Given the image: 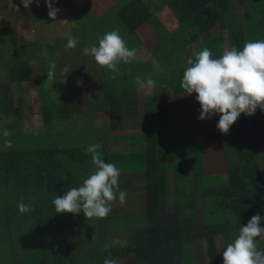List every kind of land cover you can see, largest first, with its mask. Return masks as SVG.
I'll use <instances>...</instances> for the list:
<instances>
[{
  "label": "trees",
  "instance_id": "16d2710c",
  "mask_svg": "<svg viewBox=\"0 0 264 264\" xmlns=\"http://www.w3.org/2000/svg\"><path fill=\"white\" fill-rule=\"evenodd\" d=\"M59 1L55 0V4ZM162 1L167 2L170 8L175 11L179 24L177 33L168 35V39L160 37L163 44L159 46L163 45V49L167 50L165 59H171L174 56L175 50L173 49L184 47L191 44V42H195L198 38H202L203 32L214 27L213 20L226 17L225 11L227 12L229 9L227 0ZM138 3L139 0H135L134 3H128L126 7H122L120 10L123 18L130 19L134 17L133 20L136 23H128L132 30L140 23H147L145 10L139 16V21L136 17L135 5ZM249 10L246 9V11ZM255 11L260 19L258 26V33L260 34L257 38L263 37L264 39V0H259ZM246 33H250V31H238V34L232 36V46H236V48L243 46L242 42L244 43L246 40L242 41L241 36ZM6 35L3 33L5 38ZM134 41L133 46H136V39ZM53 42L55 43L48 45L41 44L38 41L22 40L21 38L14 42L18 49L16 50L17 55L13 58L10 66L12 80L15 83L17 95L21 83H33L38 101L41 129L37 133H19L15 124H13L12 126L3 127L7 128L6 130L10 131L13 137L8 139L0 136V148H2L0 149V190H3L5 185H15L21 188L23 192L21 198L18 196L14 198L12 194L4 196L0 194V234L5 235L8 240L5 247V243L0 244V255H2L0 264H76L78 254H74L75 241L78 236L81 242L86 241L79 234H94V232L91 233V230L95 231L96 228L100 227L98 234L103 236L106 227L104 225L116 219H120L123 227L132 230L133 234L120 239L126 241V247L112 246L107 250L105 249V237L97 239V248H95L98 249V253L102 249L103 254L99 256L100 260L103 259L99 262L95 261L94 264H103L104 260L109 258V252L112 259L119 258V256L127 258V255L131 253V260L129 256L128 264H182L189 256L190 264H192L190 237L183 227L188 219H181L178 211L172 215L173 210L168 206L170 201L166 200L168 184L166 182V171L169 165L163 153L160 157L158 148L156 151H149L152 154V160L148 158H146V161H142L141 158L136 160V164L139 165L136 169L143 174L141 185L138 187V190L144 195L142 206L145 207L142 209H127L130 214L126 211H120L117 214L110 212L105 218L88 220H86L82 211L79 215L55 212L52 200L56 196L64 195L72 187L81 186L83 180L96 170L91 165L90 153L83 152V148L78 151L77 148L80 143H77L82 140H89V142H92L91 144H94L91 135L96 130L94 121V117L97 116L96 112L101 108L105 109L104 112H108L106 110L110 109L109 113L112 117L114 111L120 109L116 102L119 99L120 101L126 100L129 93V90H127L129 82H118V76H114L113 72V79L109 82L110 84L103 81L101 87L98 81L90 88L80 89L77 88L79 78L73 77V82H70L71 85H69L70 89L67 88V93H63L65 96L62 97L57 90V93H53L55 98H51L45 82L48 70L41 68V64H49V62L57 64V61L61 60L60 56L65 58L66 55H69L66 51L64 55H61V52H64L62 49H65L66 42L57 43V40ZM40 45H45L42 49L44 50V56H36L38 52L27 51L28 54H26L24 53L26 50L22 49L25 46L38 47ZM159 46L155 48L154 52L156 50L160 51ZM232 46L230 45V47ZM36 58L38 61L34 60ZM34 62H36L35 66H33ZM74 63L72 62L69 66L76 65ZM172 64L169 66L168 78L172 84H177L180 77L178 74L174 75V61ZM4 65L8 64L3 63ZM130 65L129 70L132 78L134 74L145 72L142 66L136 63ZM120 68L121 66H119ZM36 73L38 74L37 79L33 78ZM91 79L95 80L92 71L88 70L82 76V80L89 83ZM110 85L113 86L110 87ZM180 89V86L178 88L176 85L174 91H180ZM86 90L90 92L87 94ZM0 91L2 94L0 97V116H11L14 123L18 120V116L24 113L20 98H18L17 109L13 107L10 99L4 95L1 86ZM162 92L163 90L157 92L159 97ZM89 105L92 107L88 108ZM162 108L164 112L159 116V121L165 126L167 121L171 122L168 118L169 108L166 105ZM14 110L18 111V115L15 114ZM86 116L90 120L89 128L80 127L81 122L78 126L76 123H72L74 118H86ZM180 126L194 129L192 126L188 127L185 124H180ZM46 127L48 128L46 129ZM179 127L175 131H178ZM147 128H155V124L148 123L145 129ZM64 130L66 133L73 135V140L74 136L79 139L77 145H72V140L67 143V146H64L63 139L55 137V134L61 135L60 132ZM192 133L196 134L194 131ZM182 135L186 138L185 143L189 145L190 150L188 153L191 152L189 164L191 163V165L188 167V177L182 180L178 190L176 189L177 202L180 200L181 203H184V205H181L189 209L193 207L190 204V198L194 207L195 202H198L200 225L204 229H217L221 234V238L227 243L235 240L239 234L240 226L246 225L253 215L259 213L264 217V192L258 180L257 167L253 163L254 155L252 151L250 152V145L240 141L238 142L239 148H232L237 163L226 172L227 186L218 187L214 192L211 191L210 194L204 193L202 195L205 189L204 186L199 187L195 184L196 177L200 174L198 171H201L202 167L205 166L202 163L204 159L202 140L198 135L187 138L188 133L186 131ZM46 136H49L50 140L55 137L56 140L47 145ZM167 137H164L161 149L167 143ZM153 138L157 140L152 135L151 139ZM6 140L11 141L12 146L10 148L4 145ZM188 140L190 143H188ZM85 147H87V143ZM164 150H166V147H164ZM106 156L107 151H104L103 159L105 162L107 161ZM180 156L186 157V154L183 153ZM242 156L243 159H241ZM114 157L118 159L120 164L118 166L121 167L123 161L118 156ZM175 166L174 169L180 172V166L178 164ZM77 170L79 183L73 186L71 179L75 177ZM179 178L180 174L177 180ZM212 179L216 180L215 178ZM191 184L193 188L190 190ZM178 185L179 182L174 184V188ZM120 189L125 192L130 191V185H120ZM193 189L194 192H192ZM206 196H211V200L209 201ZM131 198L136 197L127 193L126 203ZM20 200L24 203H30L33 210L21 214L17 209V203ZM117 202L119 201H115V203ZM138 202L139 200H136L128 206L136 208L134 204H138ZM261 227H264V220L261 222ZM255 242L257 248L260 249L262 240L257 238ZM207 252L209 254L208 263L216 264L210 240H208ZM89 255H93V251L90 250ZM90 256L86 258L88 263H92Z\"/></svg>",
  "mask_w": 264,
  "mask_h": 264
},
{
  "label": "crops",
  "instance_id": "0c3cea01",
  "mask_svg": "<svg viewBox=\"0 0 264 264\" xmlns=\"http://www.w3.org/2000/svg\"><path fill=\"white\" fill-rule=\"evenodd\" d=\"M12 2L18 7L13 8L9 6V0H7L5 3L4 9L6 8V10H9L13 17L10 22H3V29L0 32V41H9L10 39L17 41L19 38H21L22 40L31 39L32 41L40 42L48 38H51L52 40H57L60 38L61 40H66L67 43V40L73 37L71 32L72 30L76 31L80 27L84 26L85 23L88 24L94 22L95 20H102L106 18L108 20H112V26L104 33H100L97 28H89L86 30L90 32L87 41H92V39L98 40V38H102L105 33L118 29L120 35L126 41L127 47L129 49L136 50L135 60L128 64L121 62L118 66L127 65L128 68H131L130 64L136 63L137 65L142 66L145 72L134 74L132 80L129 81V85L127 87L129 93L126 96V100L120 101L119 99L116 102L120 106V109L116 111V114L118 112L119 113L116 115L115 120L113 119V116L111 117V113H109L110 109L106 110L108 112H104L105 109L101 108L98 110V112H96L97 116L94 117V120L96 121V119H98V124H96V130L94 134L91 135L93 137V143L101 145L99 151L102 153L107 151L106 158L108 157L110 159V163L115 164L120 169L121 175L119 179V185H130V191H127L126 193L130 194L133 190H138V187L142 182L141 178L143 177V174L137 171L136 168L139 165L136 164V160L138 158H141L142 161H146V158L152 160V154L149 151H156L157 148L159 149L161 157L162 141L164 140L165 136H169V134L172 133L170 132L169 128H174L172 131H175V129L179 127L180 124H185L188 127L192 126L194 128L187 129L184 127L185 131L188 133L187 138L195 137L194 135H198L201 138L202 146L204 148V159L202 163L206 168L210 158L215 154V150L219 153L217 156L218 159L220 157V152H222L221 156H231V153L229 152L230 150L232 151V148H239L238 142L242 141L244 143H248L251 147L250 152L252 151L254 155L253 163L256 164L259 177L258 180L262 185V190L264 192V165H259V163L264 164V111H261L258 108L255 114L252 116H247L242 113L238 120L230 127L229 132L227 134H222L216 128L219 115H214L210 120H199L198 116L200 104L195 99L196 93L188 95L181 87L183 72L189 66L187 64V60L189 58H194L195 52L207 47L211 50L213 58H219L225 50L236 47L232 46L231 41L232 36L238 34V31H250V33H246L241 36L242 41L246 40V42H248L261 40L263 38H257V36L260 34L258 33L260 19L258 17L247 18L244 16L246 9L255 10V7H258L259 0H247L246 2H248V5L241 8L242 16L239 17L240 19L235 16L232 17L233 13H231L229 9L227 12L225 11L227 15L226 17L213 20L214 27L206 32H203L204 34L201 35V37L204 38L203 40L202 38H198V40L191 42L189 45L173 49L175 51L174 56L171 59H165L167 50L163 49V45L161 47L159 46L160 44H163L160 37L163 39H168V35L177 33L179 30V24L175 11L170 8V5L167 4V2L164 3L162 0H139V3L135 5V10L137 13L136 17L139 21V16L145 10L147 23H140L136 28H134V30H132L131 26L128 25V23H136L135 20H133L134 17L125 19L123 18L120 10L122 7H126L128 3H134L135 0H104V2L99 4L94 1L92 6L87 5L89 0H60L57 4H54L55 7L61 9V11L57 13L55 21L46 19L47 17L44 16L46 14L44 11L39 13V8L37 7L35 9L34 7L36 3H32L28 9H25L20 0H12ZM227 2L230 4L229 0H227ZM41 4L48 10L44 1ZM81 15L83 20L78 19L81 18ZM74 16L78 18L77 20L72 21L71 18ZM47 20L56 23V25L50 27L52 28V31L50 29L47 32L42 31L35 33V31L29 27V25L36 24V22L39 24ZM239 20L243 22V26L239 23ZM56 29L60 31L57 32ZM3 33L7 34L6 38L3 36ZM35 34L36 36H43H41L39 40H34L36 37ZM74 37L80 39L75 34ZM80 37L83 39L86 38L85 30ZM154 37H156V41L152 40ZM134 39L137 41L136 46H133V43L135 42ZM142 40H152L153 46L148 50L147 53H144L142 50ZM246 42H242V44L244 45ZM230 45L232 47H230ZM157 46H159L160 51L158 52L156 50V52H154ZM242 47L243 46L237 49L242 50ZM62 51L65 52V49L63 48ZM80 51L81 52H78V54L86 57V59L81 62V66L79 68L80 74H82V76H84V73L89 70L92 71L95 79H91L89 81L98 82L100 79H103L104 83H109L113 79V72L98 66L92 57L83 55L82 50ZM68 53L77 54L70 51ZM10 55V57L15 56L13 54ZM173 61L175 65L174 75L178 74L180 77V79L177 80V84H172L171 80L168 78V73L170 72L169 66L173 65ZM90 64L92 65L90 66V69H88ZM56 65V79L51 88L49 87L51 82L47 79L45 80L51 98H55L53 93H57V90L61 89V85L70 89L69 85H71L70 82H73V77L82 80V76L78 75L79 69H77L76 74H72L70 72V74L66 76V74H62V70L68 64L60 60L57 61ZM118 73H114V76H118ZM148 80H153L155 82L154 86H149L147 84ZM12 81L13 80L10 79V82ZM82 83H86V81L82 80ZM176 85L178 88L180 86V91H174ZM32 86L34 88L33 84ZM112 86L110 85V87ZM78 87L82 89V85L77 86V88ZM1 88L3 87L1 86ZM4 89L3 91L5 92ZM14 89H16L15 83ZM162 90L163 92L159 97L157 92ZM89 92L90 91L86 90L87 94ZM60 94L62 97L65 96L62 92ZM14 95H16V93H14ZM18 96H20V92L15 99V105H13V100H10L13 107L15 108H17ZM6 97L8 99L10 98L7 95ZM165 105L169 108L168 118L171 122L167 121V124L164 126L159 121V116L163 114L164 110L162 106ZM111 108H113L112 104ZM102 112H104L106 116L100 119L101 115L103 114ZM118 115L124 116L119 117ZM29 116H34L35 119H40L39 113L37 114V112H33ZM151 122L155 124V128L145 129L147 124ZM102 125L106 126L101 127ZM192 131H194L196 134H193ZM152 135L153 137H156L157 140L154 138L151 139ZM222 138L224 139L223 141ZM188 143H190L189 140ZM218 145H220V148H218ZM153 147L155 149H152ZM227 149H229L228 152L226 151ZM114 156H118V158L123 161V165H121V167L118 166L119 161ZM231 158V167L233 168L235 163H237V158L233 153ZM243 158L244 157L242 156L241 159ZM230 168H226L225 172H227V170ZM213 178L216 180L219 179L220 182H223L225 186L227 185L226 173L223 179L218 178V176H214ZM215 189L216 188H211L210 190L205 188L204 192H202V195H204V193L210 194L211 191L214 192ZM200 192L198 193L199 195ZM7 242L8 240L6 236L0 234V244L5 243V247ZM0 258L2 259V255H0Z\"/></svg>",
  "mask_w": 264,
  "mask_h": 264
},
{
  "label": "clouds",
  "instance_id": "9594fccd",
  "mask_svg": "<svg viewBox=\"0 0 264 264\" xmlns=\"http://www.w3.org/2000/svg\"><path fill=\"white\" fill-rule=\"evenodd\" d=\"M25 9L32 3L39 6V0H20ZM48 8V17L55 21L61 9L54 6L55 0H44ZM9 6L17 8L12 0ZM79 44L78 38L67 40L65 51L75 49ZM82 54L90 56L100 67L110 72L118 73L121 62L128 64L136 59V50L129 49L119 30H112L98 38V46L90 45L82 49ZM189 65L183 72L181 87L188 95L196 93L195 99L200 104L199 120L211 119L219 115L216 125L218 131L227 134L230 127L241 114L252 116L259 108L264 111V40L248 41L242 50L236 47L227 49L219 58H213L207 47L194 53V58L187 60ZM57 65L49 62L47 80L55 82ZM65 66L62 74H70ZM82 80H77L81 85ZM149 86H154L153 80H148ZM3 136H10V132L3 131ZM6 147H11V141H5ZM100 144H90L86 153L91 154V161L95 172L90 174L79 187L70 188L64 195L56 196L52 200L56 213H71L79 215L82 211L86 220L105 218L112 211V204L119 201L126 203L127 193L120 189V169L113 163H106L103 153L99 151ZM17 209L21 214L31 212L32 205L20 201ZM264 220L259 213L253 215L246 225L240 226L239 234L234 242L229 243L223 250V264H264V249H258L256 239L264 240ZM92 239H99L97 234ZM112 246L126 247V241L116 239L112 244H106L105 249ZM106 258L103 264H117L115 259Z\"/></svg>",
  "mask_w": 264,
  "mask_h": 264
},
{
  "label": "rangeland",
  "instance_id": "374dc122",
  "mask_svg": "<svg viewBox=\"0 0 264 264\" xmlns=\"http://www.w3.org/2000/svg\"><path fill=\"white\" fill-rule=\"evenodd\" d=\"M44 0H39V6H37V4H35V9L38 7L39 8V13L42 11H44V13H46L44 16H46V19H50L48 17V10L41 4ZM94 1H96L97 4L104 2V0H89V3L87 5H93ZM230 4H229V11L232 14V17H238V19H240L239 17H241V13H242V7L243 6H247L248 2H246L247 0H241V1H237V0H229ZM7 2V0H2L0 1V32L3 29V22H10L12 19V15L10 14L11 12L9 10H6V8L4 9L5 3ZM47 7V6H46ZM37 11V10H36ZM38 12V11H37ZM229 16V15H228ZM244 16H246L247 18H257L258 13L254 10V9H250L249 11L244 12ZM231 17V18H232ZM78 17H72L71 20L75 21L77 20ZM104 18V17H103ZM78 19H82L83 17L81 15V18ZM51 20V19H50ZM47 20L43 23H39L37 24H32L29 25V27H31L35 33L37 32H42V31H49L52 28H50L53 25H56V23H53V21ZM239 23L243 26V22L241 20H239ZM113 22L112 20H108V19H102V20H95L94 22L88 23L82 27H80L79 29H77L76 31L72 30V35L74 37V34L77 35L80 39L79 40V44L77 45V47L75 49H71L68 50V52H72V53H77V54H69L66 55L65 58L60 56L61 61L65 62L66 66H68L71 70V73H77V69L80 68V64L82 61H84V59H86V57L81 56V54H78V52H81L80 50H82L85 46H90L92 44H96V46H98V40H93L92 41H87V38L90 34V32L86 31L89 28H97L99 30L100 33H104L106 30H108L111 26H112ZM85 30V34H86V38L83 39L81 38V34L83 33V31ZM55 31V30H53ZM57 32H59L60 30L56 29ZM74 31V33H73ZM36 36V34H35ZM41 36L43 35H39L36 36L34 38V40H39L41 38ZM156 37H154L152 40L156 41L155 39ZM152 40H142V50L144 53H147L149 49L152 48L153 43ZM261 40H264L263 38ZM28 41H31L28 40ZM53 41L56 40H52L51 38L48 39H44L42 41H40L41 44H52L55 43ZM66 42V40H61L60 38L57 39V43L59 42ZM151 41V42H149ZM15 41L13 40H2L0 41V86L4 88H8V89H4V95L6 93V95L8 97H10L9 99L13 102L15 105V99L17 98V92L16 89H14V82H10V79H12V73L10 70V66L13 62V58L17 55V47L14 44ZM45 47V45H40L38 47H33V46H25L22 49L26 50L24 51V53L28 54V52H38L36 54L40 55V56H44V50H42ZM28 51V52H27ZM22 52V51H21ZM13 54L15 55L14 57H10ZM59 54V53H58ZM65 52H61V55H64ZM89 58V57H88ZM36 61H38V59H34ZM33 61V60H32ZM72 61H74L76 63V65H71L69 66V64H72ZM92 61V60H91ZM90 61V62H91ZM3 63H6L8 65H4ZM10 63V65H9ZM74 63V64H75ZM35 66L36 62L33 63ZM56 64V63H55ZM83 64V63H82ZM92 64H90L88 66V69H90V66ZM41 68L48 70L49 71V64H41ZM47 71V72H48ZM38 74L36 73L33 78L37 79ZM78 75L82 76V74H80V69L78 72ZM131 72L128 68L127 65L121 66L120 71L118 73V82L121 81H125L126 83L130 81V79L132 80V76ZM56 79V76H55ZM103 79H100V81L98 82V84L102 87L103 86ZM32 82H28V83H21V88H20V96L18 98H21V104L23 106L24 109V113L18 116V120H16V122L13 123L11 116H0V136H3V131L6 130L7 128H3L5 126H12L13 124H15V127L17 128V130L19 131V133H30V132H39V130L41 129L40 124H41V120L39 118L35 119L34 116L30 117L29 115L32 114L33 112H37V108H38V102L36 99V93L34 91V88L32 86ZM95 82L93 81H89V83H82V89L84 88H90L91 85H94ZM66 89L65 87H63V85H61V89H59L58 91L61 93L66 94ZM14 93H16V95H14ZM5 95V96H6ZM2 96L1 91H0V97ZM92 107L91 105H89L88 108ZM36 110V111H35ZM103 113V112H102ZM119 113V112H118ZM117 113V114H118ZM15 114L18 115L17 110H15ZM29 114V115H28ZM116 110L113 113V119L115 120L116 117ZM29 116V117H28ZM106 114L103 113L100 117V119H102V117H105ZM119 117H122L124 115H118ZM80 117V116H78ZM88 116H86V118H74L72 121V123H76L77 126L80 124L81 122V126L82 128H89V123L90 120H88ZM97 120L95 121V125L98 124ZM105 121V120H104ZM67 124V123H66ZM65 124V125H66ZM50 126V125H49ZM48 126V127H49ZM106 125H102L101 127H105ZM46 127V129L48 128ZM169 128V127H168ZM170 129V133L169 136L167 137V143L165 144V146H163V149L161 150V153L164 154V157L166 158V160L168 161V165L169 168L166 171V182L167 184V196H166V200H169L170 202H168V206H170L172 208V215L173 213L177 212L179 213V217L181 219H188V222L185 221V224L183 225V227L185 228V231L188 232L189 237H190V246H191V253H192V264H209L208 263V252H207V248H208V240L211 241L212 244V248H213V253H214V258H215V263L216 264H223V250L226 248V246L229 243L234 242V240L232 241H228V243L226 241H224L221 238V234L220 232H218L217 229H213V228H206L204 229V227H202L199 223L200 220V212H199V208H198V202H195V207L193 205V202L190 198V204L193 207H190V209L188 207L182 206L184 205V203H181V201L179 200V202H177L176 198L178 199L177 195H176V189L178 190L179 186L181 185L182 180L186 179L188 177V167L189 165H191V163L189 164V161L191 160V152L188 153V151L190 150L188 148L189 145H187L185 143V137L182 135V133L185 131L184 127H179L178 131H172L174 130V128H169ZM8 131V130H7ZM10 132V131H9ZM34 133V134H35ZM62 133L61 135L55 134V137H57V139H63V144L64 146H67V143L69 141L73 140V135H71L70 133H66L65 130L60 132ZM11 137H13L10 133V136H8L7 138L10 139ZM53 137V140H56V138ZM46 142L47 145L49 143H51L53 140L49 138V136H46ZM78 138L74 136V140L72 145L76 144L78 142ZM18 142V141H17ZM15 143V142H13ZM79 147L77 148L78 151H81L80 149L83 148V152L85 151V144L87 143V146L91 144V142H89V140H82L79 141L77 144H79ZM76 144V145H77ZM5 145V144H4ZM15 145V144H14ZM164 147H166V150H164ZM218 148H220V145H218ZM227 152L229 151V149L226 150ZM185 153L186 157H181L180 155ZM220 152V157L217 159L218 156V152L215 150V154L213 155V157L210 158L209 163L207 168L204 166L202 167L201 171L199 170L198 172H200V174L196 177V185H198L199 187H203L206 189H211V188H218V187H226L224 185L223 182H220V180H214L212 179L214 176H218V178L223 179L224 175H225V171L226 168H230L232 166V161L231 156L233 151L230 150L229 153H231L229 155H222L221 156ZM91 155V154H90ZM106 163H110V159L107 157L106 159ZM89 161V160H88ZM176 164H178L180 166V172L176 171L174 168H176ZM93 166V164H91ZM259 165L263 166V163H259ZM214 168V169H212ZM192 171V170H191ZM78 170L76 171L75 177H73L71 179L72 185L76 186V183H79L78 180V176H77ZM91 173V172H90ZM218 173V174H215ZM180 174V178L178 179V176ZM212 174V175H209ZM215 174V175H214ZM77 176V177H76ZM177 182H179L178 187L174 188V184H176ZM7 183V182H6ZM188 183V182H187ZM4 189L0 190V194L1 195H10L12 194L14 196V198H16V196H18L19 198H21L23 196V192L22 189L15 186V185H5L3 186ZM192 184L190 185V190L192 189ZM189 189L187 188V191ZM192 192H194V189L192 190ZM132 196L136 197V198H131L129 201H127V203H125L123 206L120 205V203H113L112 204V211L111 212H115V214H117V212H122V211H126L127 212V208H130L128 205H131V202H136V200H139L138 204H134L135 206H142L143 205V199H144V195L140 190H133L132 193H130ZM206 198L210 201L211 200V196H206ZM21 201V200H20ZM182 204V205H181ZM145 206L142 207H136L133 209L136 210H140ZM130 214V212H127ZM137 213V212H136ZM133 214V213H131ZM23 217V216H22ZM20 217V218H22ZM205 220V219H204ZM104 226L105 227V231L104 234H102L103 236H100L98 233L100 231V227L96 228L98 230L95 229V231L91 230V233L94 232V234H97L99 236L100 239H103L105 237L106 239V244H112V242L116 239H121V238H125L127 236L132 235V230H127L126 228L123 227L122 225V221L120 219H116V220H112L109 221L108 223H106ZM143 226V224H142ZM102 228V227H101ZM81 236L82 239L86 240L85 242H81L80 237L78 236V239L75 241V250H74V254H78V258L77 259V263L76 264H94L95 261L99 262L100 260V256L101 254H103L102 249L99 250L98 253V249L96 250V245H97V239H92V235L93 234H87V233H80L79 234ZM96 247V248H95ZM93 249V250H92ZM260 249H264V240H262L261 242V247ZM90 250L93 251V255H89L90 254ZM87 256H90V258H92V263H88L86 258ZM130 256V260H131V256L132 254H128L127 258H121V256H119V258H116L115 260L117 261L118 264H128V258ZM186 261H184V263L182 264H190V256L189 258L185 259ZM100 264V263H99Z\"/></svg>",
  "mask_w": 264,
  "mask_h": 264
}]
</instances>
